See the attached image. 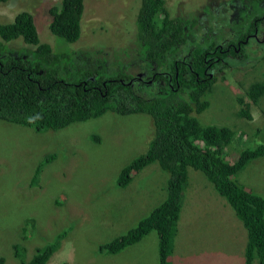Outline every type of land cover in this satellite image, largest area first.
<instances>
[{
  "label": "rangeland",
  "instance_id": "1",
  "mask_svg": "<svg viewBox=\"0 0 264 264\" xmlns=\"http://www.w3.org/2000/svg\"><path fill=\"white\" fill-rule=\"evenodd\" d=\"M240 1L164 3L169 19L194 20V32L199 31L198 24L203 27L204 20L215 15L214 10L222 11L216 37L224 40L244 31L257 10L251 1L247 7H235ZM57 2L9 0L0 5V24L12 22L19 12H27L40 43L79 51V57L74 58L86 68L88 64L93 67L96 58H104L108 68L112 65L116 69L123 62L127 70H137V60L142 62L135 27L140 0H84L80 34L73 44L57 41L48 31L44 11ZM203 13H207L204 18ZM260 29V39L264 40V27ZM197 35L205 43L210 41L206 34ZM250 56L253 63L240 66L246 75H229L226 58L214 66L212 88L206 97L208 106L195 117L200 125L226 126L236 134L242 133L241 141L231 142L239 145L237 154L264 142V98L258 106L248 102L249 121L237 114L235 103L249 84L264 76V52H252ZM151 135L150 118L144 114L119 116L105 112L44 132L0 121L2 264H18L14 253L18 249L23 251V261L29 260L35 249L61 232L65 236L46 264H157L155 232L115 255L97 251L99 244L124 234L165 196L167 175L155 163L133 173L124 188L116 185L119 170L145 152ZM232 150L236 151L229 147V161L234 157ZM50 155L54 159L46 161ZM234 179L264 199V157L249 162ZM245 241L242 225L224 200L201 172L188 168L171 241L170 264H243ZM13 246H17L14 251Z\"/></svg>",
  "mask_w": 264,
  "mask_h": 264
},
{
  "label": "trees",
  "instance_id": "2",
  "mask_svg": "<svg viewBox=\"0 0 264 264\" xmlns=\"http://www.w3.org/2000/svg\"><path fill=\"white\" fill-rule=\"evenodd\" d=\"M7 1L0 0V5ZM83 1L58 0L44 11L48 31L57 41L73 44L78 40ZM186 25L192 27L194 20L169 19L164 0H140L135 27L141 63L152 64L155 70L161 68L173 77L172 57L182 52L187 54L189 65L184 71L192 72L188 73L189 81L184 80L183 67L177 63L181 78L175 90L142 86L135 91L127 84V63L119 62L118 68L113 69L112 65L106 66L104 58H96L93 67L88 64L86 68L74 58L79 57V51L40 43L32 16L17 13L12 22L0 24V121L44 132L57 131L105 112L148 116L152 135L147 148L119 170L116 185L123 188L133 173L155 163L167 175L165 196L124 234L99 244L97 251L115 255L155 232L157 264H170L171 241L189 168L203 174L242 225L246 237L243 264H252L255 259L257 264H264V199L234 179L249 162L264 157V142L237 154L239 145L231 142L241 141L242 133L236 134L226 126L199 124L195 117L207 108L206 97L213 82L202 75L204 65L200 68L199 64L212 48L199 44L195 38L186 43L185 36L193 35L191 30L185 33ZM195 74L203 80L195 81ZM172 87H176L174 82ZM263 98L264 76L249 84L242 97L235 98L237 114L251 120L248 102L258 106ZM229 147L236 149L232 150L235 153L230 161ZM54 157L45 158L47 161ZM39 168H35V173ZM64 236L63 232L57 234L50 243L35 249L27 261H23V251H14L17 246H13L18 264H46Z\"/></svg>",
  "mask_w": 264,
  "mask_h": 264
},
{
  "label": "flooded vegetation",
  "instance_id": "3",
  "mask_svg": "<svg viewBox=\"0 0 264 264\" xmlns=\"http://www.w3.org/2000/svg\"><path fill=\"white\" fill-rule=\"evenodd\" d=\"M250 1L254 6L257 7V10L251 15L246 29L240 34L234 35L233 37H227L224 40L218 39L216 37L217 25H221V14L223 13L222 11L214 10L215 15L211 19H205L203 27H200V24L196 26L199 31L195 30L194 32L192 30L195 25H193L192 27H187V25L183 27L185 33L188 30H191V33L193 34L192 36L190 34L185 36L186 43L189 44L191 40L195 38L196 42L198 39L199 44L203 46L209 44L207 46L212 48L211 51H208L204 54L205 57H203L201 64H199L200 68L202 67V65H204L202 71L203 76L207 75V78L212 79L214 66L223 63L225 61L224 58L228 59L229 61V65L227 66L229 75H246V72L240 70V66L253 63V59L250 56L252 52H254L255 54L260 51L264 52V40L260 39V34L262 33V30L260 28L264 27V0H241L240 2H237V5H235V7H247L249 6ZM206 14L207 13H203L202 18L206 17ZM201 33L206 34L205 36L208 37L210 41H206L205 43L203 37L197 35ZM195 35L197 36V39ZM181 47L182 46H180V48ZM172 60L175 70L173 77L168 75L169 73L162 70L161 68L155 70L152 64H147L144 68V65L137 60V70H128L130 79L127 84H130V87L135 91L142 86H148L149 89L159 86H165L170 90H175L178 86V78L182 77L184 80L189 81L188 73H191L192 71L189 70L188 73L184 71V68L189 67L187 62V54H183L182 52H180L174 58L172 57ZM177 63L180 64L181 67H183L181 68V77H178V71L175 67ZM194 80L202 81L203 78L198 79V75L195 74ZM172 82L176 84L175 88L172 87ZM181 82H183V80H181ZM243 100H245V98H243Z\"/></svg>",
  "mask_w": 264,
  "mask_h": 264
},
{
  "label": "crops",
  "instance_id": "4",
  "mask_svg": "<svg viewBox=\"0 0 264 264\" xmlns=\"http://www.w3.org/2000/svg\"><path fill=\"white\" fill-rule=\"evenodd\" d=\"M83 5H84V3H83ZM218 205H220V204H219V203H217V206H218ZM172 253H173V250H172ZM175 254H176V253H175ZM178 259H179V256H178Z\"/></svg>",
  "mask_w": 264,
  "mask_h": 264
},
{
  "label": "clouds",
  "instance_id": "5",
  "mask_svg": "<svg viewBox=\"0 0 264 264\" xmlns=\"http://www.w3.org/2000/svg\"><path fill=\"white\" fill-rule=\"evenodd\" d=\"M33 23H34V22H33ZM79 25H80V24H79ZM35 29H36V28H35ZM36 33H37V32H36ZM263 45H264V43H263ZM212 79H213V78H212ZM135 173H136V172H135ZM124 187H125V186H124ZM124 187H123V188H124Z\"/></svg>",
  "mask_w": 264,
  "mask_h": 264
}]
</instances>
